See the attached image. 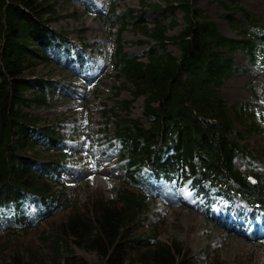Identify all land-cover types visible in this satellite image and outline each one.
<instances>
[{"label":"trees","instance_id":"16d2710c","mask_svg":"<svg viewBox=\"0 0 264 264\" xmlns=\"http://www.w3.org/2000/svg\"><path fill=\"white\" fill-rule=\"evenodd\" d=\"M52 1L0 0V211L13 212L12 227L0 230L4 233L0 236L29 230L25 213L33 202L39 210L51 209L55 215L71 214L74 209L61 178L68 155L61 147L62 126L41 124L38 115L26 110L32 101L28 92L46 104L48 94L57 90L54 82L30 77L35 62L50 64V52L58 49L68 59L73 55L72 63L87 64L75 45L51 29L56 20ZM160 1L153 4L155 11L184 14L185 27L178 34H169L178 26L175 17L149 25L146 12L117 15L122 33L131 26L154 43L141 42L148 45L145 60L123 45H118L113 58L119 74L133 87V98L120 102L128 117L116 121L108 134L120 146L125 171L118 196L93 201L89 224L75 221L72 215L66 224L79 239L78 247L96 252L100 261L95 264H195L183 243L162 242L137 232L149 208L147 201L161 196L150 177L198 188L207 206L212 203L209 190L233 200L239 197L253 208L254 216L264 218L260 166L249 146L234 138L249 134L236 131L221 92L225 81L241 71L234 55L245 52L254 66L264 62V20L237 2L224 0L226 8L242 15L241 22L227 16L238 27V36L230 38L203 16L195 0ZM170 44L181 52L180 57L168 50ZM140 97H144L148 124L130 117V108ZM252 118L243 107L236 115L242 124L252 120L250 134L261 128ZM238 157L249 162V173L236 168ZM52 246L55 256L49 261L44 255L31 260L16 254L10 264H87L65 253L59 242Z\"/></svg>","mask_w":264,"mask_h":264},{"label":"rangeland","instance_id":"374dc122","mask_svg":"<svg viewBox=\"0 0 264 264\" xmlns=\"http://www.w3.org/2000/svg\"><path fill=\"white\" fill-rule=\"evenodd\" d=\"M93 5L86 7L82 0H53L56 15L51 29L81 47L89 60L85 70H77V77L59 64H42L35 62L31 78L49 79L56 82L58 89L49 93L47 103L35 101L31 92L28 97L27 111L38 115L42 122L62 123L61 134L69 147L72 156L66 162L69 171L64 174L68 182V195L72 199L73 212L57 215L41 227L17 235L0 236V264H10L12 256L19 254L35 260L36 257H47L48 261L55 256L53 243L68 255H75L82 262L95 264L100 261L96 252L78 247L79 239L72 230L66 227L70 215L75 221L89 224L93 201H110L117 198L120 191L119 179L123 176L122 164L119 162V150L107 141L106 131H113L116 121L127 118L122 110L121 101L133 98V87L119 74L112 62L118 44L123 45L128 53L136 54L144 59L143 53L147 45L140 42L146 39L131 26L121 32V19L109 21L110 5L119 13H131L132 10L143 13L152 24L156 16L170 22L175 17L178 26L169 32L178 34L184 27V14L180 10L167 11L164 18L161 12H152L160 3L159 0H91ZM224 0H195L196 7L203 11V16L215 21L219 30L227 37L235 38L238 27L227 17L242 21V15L235 9L226 8ZM264 20V0H232ZM230 4V3H229ZM145 5V6H143ZM108 13V14H107ZM117 25V26H116ZM169 51L177 57L180 51L170 44ZM241 71L226 80L222 93L226 97L234 118L236 131L242 138L235 139L247 144L262 170L264 178V122L260 131L249 133V124H242L236 119L242 107L246 116L251 113L257 123L262 122L264 115V63L260 66L250 64L246 53L239 52L234 56ZM262 64V63H259ZM59 83V84H57ZM145 101L140 97L130 108V117L148 123L144 115ZM236 166L242 171H249L248 162L241 157ZM159 189L164 192L166 201L149 200V208L143 216L137 232L146 238L162 242L177 241L186 245L195 264H264V245L254 240L253 223L248 214L243 213L240 224L245 230L235 233L231 229L218 226L200 210L204 202L203 194L183 187L177 190L159 182ZM175 195V196H174ZM228 204L218 202L212 208L215 219L227 215ZM233 217V213H229ZM44 223V222H43ZM83 224L81 227H83ZM81 233V232H80ZM258 236H261V232Z\"/></svg>","mask_w":264,"mask_h":264}]
</instances>
